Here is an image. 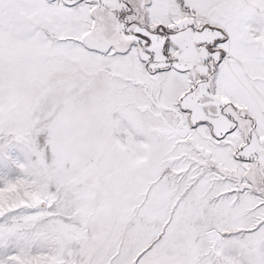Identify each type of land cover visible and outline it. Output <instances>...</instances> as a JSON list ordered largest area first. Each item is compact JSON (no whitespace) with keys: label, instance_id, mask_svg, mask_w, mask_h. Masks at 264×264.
Returning a JSON list of instances; mask_svg holds the SVG:
<instances>
[{"label":"snow or ice","instance_id":"6c2138e0","mask_svg":"<svg viewBox=\"0 0 264 264\" xmlns=\"http://www.w3.org/2000/svg\"><path fill=\"white\" fill-rule=\"evenodd\" d=\"M0 173V264H264V0H0Z\"/></svg>","mask_w":264,"mask_h":264},{"label":"rangeland","instance_id":"374dc122","mask_svg":"<svg viewBox=\"0 0 264 264\" xmlns=\"http://www.w3.org/2000/svg\"><path fill=\"white\" fill-rule=\"evenodd\" d=\"M0 174H2V173H0ZM11 178V177H10Z\"/></svg>","mask_w":264,"mask_h":264}]
</instances>
